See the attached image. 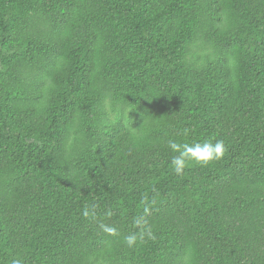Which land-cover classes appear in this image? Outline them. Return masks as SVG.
<instances>
[{
  "label": "trees",
  "instance_id": "obj_1",
  "mask_svg": "<svg viewBox=\"0 0 264 264\" xmlns=\"http://www.w3.org/2000/svg\"><path fill=\"white\" fill-rule=\"evenodd\" d=\"M216 139L222 159L174 172L170 141ZM14 259L264 264V0H0Z\"/></svg>",
  "mask_w": 264,
  "mask_h": 264
},
{
  "label": "clouds",
  "instance_id": "obj_2",
  "mask_svg": "<svg viewBox=\"0 0 264 264\" xmlns=\"http://www.w3.org/2000/svg\"><path fill=\"white\" fill-rule=\"evenodd\" d=\"M169 148L177 153V155L172 157L171 166L177 175H182L185 167L188 166L190 162H195L200 165H207L212 161L220 160L224 157L227 147L222 139H216L215 142L211 140L197 141L194 143H177L175 141L169 142ZM145 213L148 209L145 208ZM82 215L85 218L91 217L95 219V212L85 208L82 211ZM139 223V222H138ZM100 228L110 235H116L117 229L113 226L107 224H100ZM145 235L152 237L151 230L148 229L147 232L132 233L126 236L125 243L129 247H133L137 240H142ZM12 264H20L19 260H13Z\"/></svg>",
  "mask_w": 264,
  "mask_h": 264
}]
</instances>
